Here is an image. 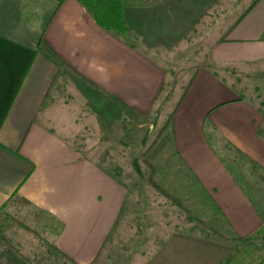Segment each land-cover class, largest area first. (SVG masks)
Returning a JSON list of instances; mask_svg holds the SVG:
<instances>
[{
    "label": "crops",
    "instance_id": "0c3cea01",
    "mask_svg": "<svg viewBox=\"0 0 264 264\" xmlns=\"http://www.w3.org/2000/svg\"><path fill=\"white\" fill-rule=\"evenodd\" d=\"M228 1L124 0L122 36L0 0V264H220L264 222V0L225 24ZM170 118L150 159L184 210L130 128Z\"/></svg>",
    "mask_w": 264,
    "mask_h": 264
},
{
    "label": "trees",
    "instance_id": "16d2710c",
    "mask_svg": "<svg viewBox=\"0 0 264 264\" xmlns=\"http://www.w3.org/2000/svg\"><path fill=\"white\" fill-rule=\"evenodd\" d=\"M83 7L88 9L99 26L105 30L116 32L122 36H125L129 28L126 25L124 17V0H78ZM260 0H256L251 8H253ZM250 8V9H251ZM52 54V52H50ZM53 55V54H52ZM172 118H170L162 131L159 134L161 137L168 127L171 125ZM158 137V138H159ZM157 141L152 145L151 150L155 147ZM146 165L152 169L150 175V184L157 190L162 196L168 198L171 203L177 205L180 208H184L182 202L173 197L168 191L164 190L158 185L154 177V167L145 160ZM211 229V228H210ZM211 231H214L211 229ZM260 233L264 238V223H262L253 233ZM216 234L217 232L214 231ZM250 234L244 238H236L237 241H243L244 243L236 248L224 261L220 264H264V248L257 247L249 243ZM218 234V233H217Z\"/></svg>",
    "mask_w": 264,
    "mask_h": 264
},
{
    "label": "rangeland",
    "instance_id": "374dc122",
    "mask_svg": "<svg viewBox=\"0 0 264 264\" xmlns=\"http://www.w3.org/2000/svg\"><path fill=\"white\" fill-rule=\"evenodd\" d=\"M253 1L254 0H229L226 3L227 5L223 8L228 14L231 13L229 15V17L226 18L225 24L229 23L230 21H232L233 19L238 17L242 13V11H245V9L248 8L251 5V2H253ZM215 34H216V32H214V33L212 32V38L215 37ZM190 56H191V54H184L182 56L179 54L178 56H174V59L177 58V60H180V58L183 57V60H184L186 58L187 59L190 58ZM171 63L173 64L174 61L172 60ZM117 110L118 109L116 108V112H115L116 115L118 113ZM121 117L122 116H119V117L115 116V120H114V122H115L114 123V125H115V142H114V151H112V154H114V158L117 159V160L118 159H122L123 157L124 158H129V159H134V158L138 159V147H137L138 145H137V143H135L133 145V142L131 140V142L128 145H126L125 144L126 142L123 141L124 137H122V135H121V133L119 131V128H121L120 125L123 124ZM159 123H160V120H159V122L155 123V125H154L155 128L151 127V129H152L151 130V129H149V127H147L145 125V120H143V119H134V120L132 119V122H130V124H131V127H130L131 128V133H133L132 134V139L133 138L136 139L140 134L143 136L142 137L143 139L147 136L146 148H145V150H144V152L142 154V159L144 161V165L147 168V175H148L147 183L149 184V186L153 190H155V189L150 184V175H151L152 169H150V167L148 165H146V163H145L146 161L145 160H147L154 167V177H155V180H156L157 169H156V166L154 165V163L150 159V157H151L150 154L155 149L157 144L151 150L152 145L155 143V141H157V143H158L159 140L161 139V137H159V134L162 131V129L160 130V124ZM147 131H149V132H147ZM109 155H110V153H109ZM155 191L157 193H159L157 190H155ZM162 197H164V199L168 202V204H170V205L172 204L174 206H177V205L171 203V201L168 198H166L165 196H162ZM180 209H182V208H180ZM182 210H184V209H182ZM183 218H185V216ZM197 222L202 223V221H200V220H197ZM33 232L35 234L41 235V236H43L42 234H45V232L38 231V230L37 231H33ZM212 232H214V231H212ZM256 233H258V232H256ZM258 234H259V236L257 238L258 241L255 242L254 245L257 246V247H260V248H264V238H263V236L260 233H258ZM30 264H32V263H30ZM33 264H70V263L67 262V261L63 263L61 261L53 262L52 260H50L48 263H45V262L44 263H40V261H38V262H34Z\"/></svg>",
    "mask_w": 264,
    "mask_h": 264
}]
</instances>
